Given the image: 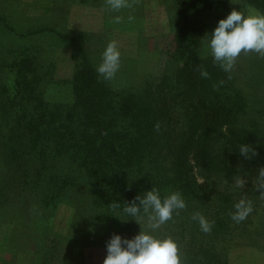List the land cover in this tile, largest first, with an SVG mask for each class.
Here are the masks:
<instances>
[{"label": "trees", "instance_id": "obj_1", "mask_svg": "<svg viewBox=\"0 0 264 264\" xmlns=\"http://www.w3.org/2000/svg\"><path fill=\"white\" fill-rule=\"evenodd\" d=\"M199 1L172 0L171 9L175 10L177 16L178 49L171 65L167 63L164 74L158 78L159 81H145L140 93L133 97L130 93H124V89L112 85L113 80L99 77L94 64L84 53L81 56L86 64L73 73L74 99L71 102L50 105L42 97L40 83L43 77L33 68L34 59L30 54L25 57V68L14 69L15 75L18 74L21 79L16 80L13 90L0 80V155L9 159L7 162L10 164L7 168L0 166V193L12 188L9 195L28 196L21 204L12 202L17 213L14 216L20 218H11L6 224L20 227L21 221L25 226L35 224L46 215L47 199H56L64 193L67 199L59 198L56 203L79 210L82 204L78 201L85 198V192L81 189L92 195L89 208L92 225L104 231L107 229L108 233H120L122 224L116 213L122 211L127 215L122 207L113 205L119 203L123 206L152 187L158 190L164 185L171 187L180 184L183 197L189 200L192 192L186 189V180L193 167L192 161L200 165L211 159L210 152H206L201 143L195 144V137L203 141V132L190 131L192 125L202 120H215L223 124L222 130L227 126L232 139L227 140L232 146L230 149L234 150L239 161L245 159L239 153V148L246 143L252 145L254 141L251 138L248 140L240 129L247 130L251 135L264 127V77L257 78L260 74L264 76V59L252 61L246 58L243 61L239 56L232 70L225 72L214 61L208 40L204 42L201 34H194L196 42L189 41L187 44L185 36L189 32H209L210 36L218 21L232 10L231 0H210V5L207 2L200 4ZM241 2L264 13V0ZM196 6H207L205 9L210 12L211 18L195 22L193 16L199 12ZM203 38L207 39V36ZM2 58L6 59L5 56ZM11 62L15 63V59ZM204 71L208 73L207 76L202 75ZM124 103L129 107L126 114L123 112ZM181 109L185 113V120L180 123V129L176 127V114H180ZM134 141L137 144H130ZM188 144L195 146L187 149ZM256 144L257 141L253 145ZM53 146L56 148L53 149ZM254 151L257 159L264 162V154L261 156L259 151ZM252 157L251 162L254 163ZM145 162L158 164L161 170L163 167L166 180L160 178L152 186L134 185L135 177L145 175V170H142ZM251 162L245 165L250 166ZM253 182L241 198L251 201L253 207L244 224L252 226L257 233L255 229H259L262 215L264 219V185L258 172L253 176ZM198 186L196 184L194 189L191 188L198 191ZM78 189L81 195L75 200L73 192ZM226 190L231 193V186L227 185ZM160 194L162 197L166 192L161 191ZM229 197L223 199L230 201L232 198ZM3 201L0 196V216L5 211ZM256 201L261 204L255 206ZM220 202L214 201L210 213L203 209L189 213L188 222L193 220L194 214L203 215L210 222L211 230L206 232V236L201 235L202 232L195 236L188 229L186 236L177 237V232L170 234L177 245L189 244L179 251V255L183 256L181 264H204L202 253L207 245L208 252L214 254L216 263L219 262L222 254L218 251V242L215 241L219 238L215 233L223 229L228 232L225 222L231 216L224 200ZM184 221L180 218L176 224L180 227ZM244 234L247 235L246 231L241 230L229 241ZM225 237L223 235L221 240L226 241ZM255 246L260 247L259 244ZM213 248L217 250L215 253Z\"/></svg>", "mask_w": 264, "mask_h": 264}, {"label": "rangeland", "instance_id": "obj_2", "mask_svg": "<svg viewBox=\"0 0 264 264\" xmlns=\"http://www.w3.org/2000/svg\"><path fill=\"white\" fill-rule=\"evenodd\" d=\"M206 2L211 4L210 0L199 1L200 4ZM127 4V7L120 10H112L107 4V0H0V16L2 18L0 22V80L7 86H11V90H13L16 80L21 79L18 74L15 75L14 69L25 68L27 66L25 57L30 54L34 59L33 68L37 70V74L43 77L40 83L42 97L50 105L55 102H71L74 99L73 73L86 64L82 54L84 53L96 68L101 62L106 46L109 43H115L121 53V58L120 69L112 79V85L124 89V93H130L131 97L139 94L145 81L158 82V78L165 72L167 63L171 65L173 55L178 49L176 41L177 16L175 10L171 9L172 0H127ZM240 6L262 13L253 6L243 5L241 0H233V2L231 0L232 9ZM205 8L208 7L196 6L199 12L193 16L195 22L199 19L204 21L211 18L210 12ZM203 27L210 26L204 25ZM194 34L196 36L201 34L204 42L209 38V32L192 31L185 36L187 44L189 41L196 42ZM205 36L207 39L203 38ZM3 56L6 59H3ZM239 56L243 61L246 58L252 61L264 59V55L255 52H242ZM13 59H15V63L11 62ZM191 68H194V65H191ZM263 77L260 74L257 78L259 80ZM123 107V112L126 114L129 107L125 103ZM176 117V127L179 128L182 120H185L183 109L180 114H176ZM222 125L215 120H202L199 124L192 125L190 131L203 132L201 137L203 141H200L199 137H195V144L201 143L200 146L206 152H210L211 159L200 165L192 161L193 167L186 180V189L192 192L189 200H185L183 197L180 184L171 187L164 185L158 189L159 192H166L164 196L172 192L180 193L186 207L174 212L172 218L156 229L154 234L170 236L177 232V237L186 236L188 229L193 231L195 236H198L200 232H202L201 235L206 236L207 234L201 230L199 222L197 224L193 220L188 222L189 213H193L195 209H203L202 211L206 210L210 213L215 200L222 201L220 203H223L224 200V204L232 214L235 211L234 203L244 197L250 184L254 183L253 176L257 175L261 167H264V162H260L256 156L252 157L255 159L254 163L251 162V158L245 157L239 161L234 150L230 149L232 146L227 142L228 139L232 140L229 128L224 126L222 130ZM190 131L188 126L189 136ZM246 131L240 129V132L248 140L251 138L254 141L253 144L257 141L256 145L252 144L251 146H253V151H259L263 156L264 127H260L259 131L251 133V135ZM224 136H227V139H224ZM1 144L0 141V147H2ZM130 144L135 145L137 142L134 141ZM193 146L195 145L188 144L185 148L189 149ZM169 147L168 149H170ZM54 148L56 146H53ZM8 160L1 154L0 166L9 167ZM246 162H251L250 166L245 165ZM149 163L145 162V168L142 169L145 170V175L135 177L134 185L152 186L153 182L160 178L166 180L163 167L161 170L158 164L150 163L153 166L151 169ZM71 171L73 172V170ZM237 175L246 180L243 188L237 187L234 183V177ZM196 184L199 185L198 191L193 190ZM227 185L231 186V193H227ZM11 189L0 193L5 204V211L0 216L2 217L0 264H102L106 255V241L114 232L108 233L107 229L104 231V229L92 225L89 217L91 211L89 208L92 204L90 192L81 189L85 192V198L79 199L78 202L82 204L79 210L63 203H56L59 198L67 199L66 193L58 195L56 199L50 197L47 199L46 215L37 222L33 220L36 223L32 225L25 226L22 224L24 221H21L22 226L20 227L6 224V222L11 221V218H20L14 216L16 210L12 202L16 201L21 204L22 200H27L28 196L17 197L16 193L9 195ZM78 191L79 189L73 192L75 200L81 195ZM229 195L232 199L225 201L223 197ZM31 197H29L30 201L33 198ZM256 204H261V202L256 201L255 206ZM186 209H189V212H185ZM121 212L116 214L122 224L120 230L122 236L133 237L140 231V226L148 229L146 216L141 215L137 218L140 222L139 225L134 219ZM180 218L185 221L179 227L176 222ZM245 222L246 219L236 222L232 219V215L230 216L225 222L228 232L223 229L222 232L215 233L219 238L215 242H218L217 248L222 254L219 257V262L216 263L213 258L214 254L208 252L209 245H207V249H204V253H202L204 264H264L263 215L259 231L255 229L257 233L254 232L252 226L245 225ZM241 230L246 231L247 235L244 234L243 237L240 236L229 241ZM223 235L226 236V241L221 240ZM206 238L210 240V237ZM173 239L176 241L175 238ZM224 242L226 243L224 244ZM256 244H259L260 247H256ZM188 245H178V251L181 252L182 247ZM212 251L215 253L217 250L213 248ZM180 258L183 259V256L181 255Z\"/></svg>", "mask_w": 264, "mask_h": 264}, {"label": "clouds", "instance_id": "obj_3", "mask_svg": "<svg viewBox=\"0 0 264 264\" xmlns=\"http://www.w3.org/2000/svg\"><path fill=\"white\" fill-rule=\"evenodd\" d=\"M233 2V0H232ZM112 10L127 7V0H107ZM118 19V18H117ZM207 45L215 62L225 71L234 67L236 59L242 52H255L264 55V13H259L241 6L233 8L225 18L218 21L210 32ZM121 53L115 43H109L102 53L101 62L97 65L98 76L104 80H112L120 69ZM207 76L206 71L202 72ZM239 153L250 159L256 152L250 144H242ZM261 184L264 185V167L258 171ZM234 183L243 188L246 180L235 176ZM122 207L124 213L134 219L146 216L148 229L141 228L133 237H125L120 233H112L106 241V255L102 264H181L177 242L171 236L154 234L155 230L169 221L173 213L186 207L185 201L178 192L161 197L160 192L151 188L138 194L131 202ZM235 211L232 219L241 222L253 211L251 201L241 198L233 205ZM193 220L199 222L204 232L211 230L210 222L200 214H194Z\"/></svg>", "mask_w": 264, "mask_h": 264}]
</instances>
